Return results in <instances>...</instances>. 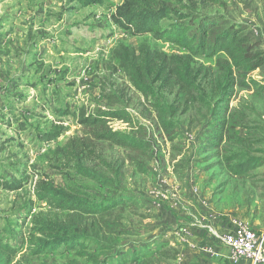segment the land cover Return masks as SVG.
Segmentation results:
<instances>
[{
  "label": "rangeland",
  "instance_id": "obj_1",
  "mask_svg": "<svg viewBox=\"0 0 264 264\" xmlns=\"http://www.w3.org/2000/svg\"><path fill=\"white\" fill-rule=\"evenodd\" d=\"M122 1L0 0V176L3 181L22 176L31 180L38 173L49 176L60 188H79L94 202H119L106 219L122 235L109 238L117 250L104 258V264L130 260L137 251H144L151 264H177L181 246L166 242L185 226H199L208 217L225 216L223 212L251 226H264V166L251 178H233L220 160L219 150L207 147L214 125L210 114L203 120L207 113L177 89L176 94L163 97L168 105L179 108L172 119L173 141L162 134L154 101L137 94L122 71L113 74L110 68L117 65L110 56L117 44L137 50L141 42L111 22L113 10ZM164 1L177 5V0ZM219 1L220 5L182 2L187 8L180 14L192 26L189 35L198 39L201 21H217L222 27L244 29L250 41L264 50V0ZM147 41L167 55L180 53L151 37ZM218 61L225 57L194 59L201 68L200 83L205 91L221 78ZM259 76L264 78V72ZM232 104L256 127L253 132L262 135L264 155V93L235 89ZM186 107L189 111L183 114ZM116 109L126 110L133 124L113 121L110 128L136 137L145 143L146 152L93 143L96 152L113 166L112 171L98 167L108 183L100 187L63 166L55 151L75 137L92 141L90 130L77 122L79 111L89 116ZM52 125H61L65 131L54 142L45 143L41 138ZM237 133L243 137L246 131L238 129ZM84 161L89 168L96 164L92 159ZM33 201L30 184L18 193L0 189V237L27 256L21 239L31 232L32 219L48 211L43 203ZM21 260L85 264L63 248L52 256Z\"/></svg>",
  "mask_w": 264,
  "mask_h": 264
},
{
  "label": "trees",
  "instance_id": "obj_2",
  "mask_svg": "<svg viewBox=\"0 0 264 264\" xmlns=\"http://www.w3.org/2000/svg\"><path fill=\"white\" fill-rule=\"evenodd\" d=\"M183 1L177 0V5L173 6L164 0H123L116 6L110 16L112 24L141 42L137 50L123 43L117 44L110 53L111 59L117 63L110 67L111 71L113 74L122 71L137 94L154 101L159 129L169 141H173L175 126L172 119L179 108L168 105L163 97L176 94L174 90L177 89L191 99L193 105L199 104V108L207 113L203 120L210 114L209 118L214 121L207 147L219 150L220 160L233 178H251L257 169L264 166V155L260 150L262 135L253 132L256 127L250 126L240 116L242 111L233 106L232 99L235 89L264 93V78L259 76L264 72V50L259 43L250 41L244 29L222 27L217 21H201L197 29L198 39L190 36L191 23L185 22L180 14L187 8ZM200 1L220 5L219 0ZM165 22L169 24L165 26ZM212 30L215 31L213 37ZM149 37L155 42L176 47L180 53L167 55L152 48L147 41ZM219 55L225 57V61L217 62L221 78L214 81L210 91H205L200 83L201 68L195 66L194 59H214ZM102 99L110 100L105 95ZM188 111V107L182 110L183 114ZM113 121H121L128 126L133 124L131 115L124 109L101 111L89 116L79 111L77 122L90 130L92 141L84 142L78 137L69 139L55 151L61 164L73 168L80 177L106 187V179L97 170L101 166L112 171L113 166L96 152L93 143L146 152L145 143L136 137L114 132L110 128ZM238 129L245 130L246 134L241 137ZM64 131L63 126L52 125L41 139L52 143ZM85 159H92L96 164L89 168ZM33 175L31 180L22 176L12 181H3L0 176V189L18 193L25 184H30L33 203H43L48 209L32 219L31 232L21 239L22 248L30 256L21 255L20 248L11 247L0 237V264H36L21 259L52 256L61 248L65 253H73L76 259H84L85 264H104V258L117 250L109 238L122 235L106 219L120 203L94 202L91 195L79 188H60L47 175ZM146 257L144 251H137L132 253L130 260L120 259L117 264H151ZM67 264L82 263L71 260Z\"/></svg>",
  "mask_w": 264,
  "mask_h": 264
},
{
  "label": "crops",
  "instance_id": "obj_3",
  "mask_svg": "<svg viewBox=\"0 0 264 264\" xmlns=\"http://www.w3.org/2000/svg\"><path fill=\"white\" fill-rule=\"evenodd\" d=\"M225 216L222 217H208L205 219L201 225H188L182 228V230L175 233L172 237V241L166 242V244H179L181 246V253L178 257L177 264H232L229 260V252L226 248L221 246L215 238H213L207 231L209 228L217 233L229 232L232 228L231 222L236 219L232 214L223 212ZM238 220V219H237ZM242 221V220H240ZM253 230L260 232L264 227H256L257 225H249ZM204 246H210L215 252L216 256L214 258H209L206 254L202 252ZM236 264H248L243 261H239Z\"/></svg>",
  "mask_w": 264,
  "mask_h": 264
},
{
  "label": "built area",
  "instance_id": "obj_4",
  "mask_svg": "<svg viewBox=\"0 0 264 264\" xmlns=\"http://www.w3.org/2000/svg\"><path fill=\"white\" fill-rule=\"evenodd\" d=\"M229 232L217 233L209 228L207 231L229 252L232 264L243 261L248 264H264V227L260 232L250 228L246 223L234 219ZM202 252L209 258L216 256L210 246H204Z\"/></svg>",
  "mask_w": 264,
  "mask_h": 264
}]
</instances>
